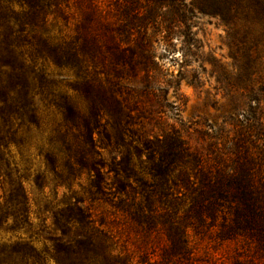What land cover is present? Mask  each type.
Listing matches in <instances>:
<instances>
[{
  "label": "trees",
  "instance_id": "16d2710c",
  "mask_svg": "<svg viewBox=\"0 0 264 264\" xmlns=\"http://www.w3.org/2000/svg\"><path fill=\"white\" fill-rule=\"evenodd\" d=\"M180 1L0 0V155L13 146L28 162L40 130L35 98L60 114L46 147L36 144L44 170L32 178L40 191L54 186L43 212L58 234L43 251L22 240L0 245V264H264V74L255 88L247 69L249 102L242 116L232 111L234 130L204 157L175 134L140 146L128 140L136 124L131 94L158 101L162 90L154 79V34L171 22L162 4L184 6ZM207 4L230 19L240 16L247 33L258 25L264 35V0ZM59 18L63 28L55 33ZM50 64L73 72L75 99L57 92L61 79L47 71ZM123 79L130 89L124 93L117 83ZM131 147L146 154L149 166L136 168ZM179 163L192 166L193 177H170ZM4 165L0 225L11 219V229H31L24 187L30 177L13 176ZM191 236L212 250L198 248ZM224 244L231 250L218 255Z\"/></svg>",
  "mask_w": 264,
  "mask_h": 264
},
{
  "label": "rangeland",
  "instance_id": "374dc122",
  "mask_svg": "<svg viewBox=\"0 0 264 264\" xmlns=\"http://www.w3.org/2000/svg\"><path fill=\"white\" fill-rule=\"evenodd\" d=\"M209 1L181 0L184 5L181 7L178 6L179 1L175 4H162L164 18L171 20L164 24L169 26L167 31H155L156 34L153 32L154 37L159 39L155 43L159 70L155 72L154 79L162 90L157 91L158 101L137 100L130 91L132 96L128 102L134 108L136 121L134 133L131 138L128 137V140H133L131 146H140L145 138L175 134L204 157L207 149L216 150L221 147L225 134L234 130V123L238 118L233 116L232 111L238 109L239 116H242L243 109L249 102L244 89V83L248 82L247 69H252L251 84L255 88L259 84V77L264 74V35H260L258 25H250L253 31L247 33L245 22L240 16L230 19L224 8L216 11L207 4ZM63 23L59 18L53 28L55 33L63 28ZM250 54L254 57L249 65L247 57ZM47 71L61 79L57 92L76 98L73 90L76 77L72 71H58L52 64L47 66ZM117 83L123 93L130 90L124 79ZM35 103L40 117V130L39 134L34 132L35 144L30 149L28 162L25 163L20 158L13 146L9 153L1 151L3 155H0L1 178L7 177L5 160L9 162L13 176L24 174L30 177L24 182V187L29 199L32 228L11 229L12 220L9 219L6 224L0 225V245L22 240L31 242L37 250L43 251L45 248H52L50 237L58 232L52 229L50 214L43 212L44 201L54 196V186L49 183L40 191L32 180L37 172L44 170L42 156L36 155V144L46 147V137L50 129L60 121V114L54 105L40 102L38 97L35 98ZM261 107L264 109V103ZM101 151L108 158L106 151ZM130 151L139 171L149 166L145 153L136 155L132 147ZM191 167L183 166L182 163L174 165L170 177H180L184 171L193 177L194 169ZM143 177L152 176L146 172ZM1 186L6 188L7 185L0 183V195H3ZM63 191L64 188L58 190V198ZM45 216L48 217L45 219ZM198 238L191 236L198 248L212 250L206 239ZM231 248L232 244H224L216 253L225 254ZM47 264L54 262L50 260Z\"/></svg>",
  "mask_w": 264,
  "mask_h": 264
}]
</instances>
